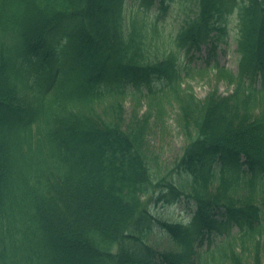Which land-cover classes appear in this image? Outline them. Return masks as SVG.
<instances>
[{"label":"trees","instance_id":"16d2710c","mask_svg":"<svg viewBox=\"0 0 264 264\" xmlns=\"http://www.w3.org/2000/svg\"><path fill=\"white\" fill-rule=\"evenodd\" d=\"M168 1L127 16L128 0H0V264H149L155 224L170 242L158 264L264 263V0H181L177 30ZM234 11L238 72L214 66L234 90L198 100L183 56L227 44ZM128 83L147 110L126 119ZM168 94L189 142L176 179L147 154ZM181 199L187 226L149 207Z\"/></svg>","mask_w":264,"mask_h":264},{"label":"rangeland","instance_id":"374dc122","mask_svg":"<svg viewBox=\"0 0 264 264\" xmlns=\"http://www.w3.org/2000/svg\"><path fill=\"white\" fill-rule=\"evenodd\" d=\"M168 3V12L165 18V22H167L168 27L178 26L183 20L184 16V8L191 7L190 2L185 3L180 0H170ZM129 3V2H128ZM134 5H132V9L128 6L126 14L129 15L134 10ZM238 23V17L234 12L230 16V20L227 23V31L229 36L227 38L228 42V51L226 54H222L217 49V55L208 58L209 65L208 71L204 74L192 73L191 77L186 80L190 87L192 88L194 94L197 99H204V97L214 88H218L219 92L222 94H228L231 90L226 82L217 83L214 78V73L211 70V66L215 63L220 64L221 66H225L231 68L232 70H237V54H235V43L233 41L234 28ZM222 45V46H221ZM210 43L208 44V47ZM220 46L226 47L225 44H220ZM219 46V47H220ZM198 56V55H197ZM202 58H196L194 63L196 66L205 67V58H207V51L203 47ZM188 85V84H187ZM133 109L138 108L135 103H132L130 99H127L125 102V110L126 115H130V112ZM146 109L145 100L141 103V113H143ZM177 107L175 105H171L169 108V117L167 118V123L163 127H154L148 137V156L154 162L157 170L159 171L160 176L170 178L174 175L173 168L175 167L176 162L180 158L183 149L188 145V141L186 136L183 135L181 128L177 121ZM155 166L154 169H155ZM154 213L159 211L160 214H163L167 218L175 219V218H187L190 215L185 209V203H178L174 206H166L163 208H156L153 210ZM233 231H236V228H233ZM147 244L152 248L162 251L167 241L166 239L158 234L157 232L149 235L147 238ZM253 260L248 259L247 264H252ZM88 264H94V262H88ZM194 264H200L199 261H196ZM209 264V263H208ZM264 264V263H263Z\"/></svg>","mask_w":264,"mask_h":264}]
</instances>
